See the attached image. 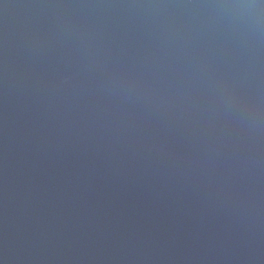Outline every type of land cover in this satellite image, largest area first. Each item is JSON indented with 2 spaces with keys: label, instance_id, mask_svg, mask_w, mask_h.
Masks as SVG:
<instances>
[{
  "label": "water",
  "instance_id": "1",
  "mask_svg": "<svg viewBox=\"0 0 264 264\" xmlns=\"http://www.w3.org/2000/svg\"><path fill=\"white\" fill-rule=\"evenodd\" d=\"M0 264H264L260 0H0Z\"/></svg>",
  "mask_w": 264,
  "mask_h": 264
},
{
  "label": "clouds",
  "instance_id": "2",
  "mask_svg": "<svg viewBox=\"0 0 264 264\" xmlns=\"http://www.w3.org/2000/svg\"><path fill=\"white\" fill-rule=\"evenodd\" d=\"M261 6H264V0H260ZM240 7H255V5L252 4H245V5H239Z\"/></svg>",
  "mask_w": 264,
  "mask_h": 264
}]
</instances>
